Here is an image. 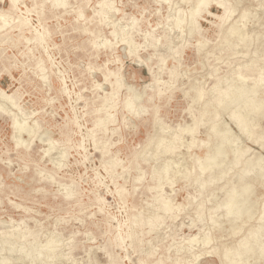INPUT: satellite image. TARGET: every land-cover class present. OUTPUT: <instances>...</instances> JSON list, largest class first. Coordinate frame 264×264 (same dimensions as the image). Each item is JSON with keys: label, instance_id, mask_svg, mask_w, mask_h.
Segmentation results:
<instances>
[{"label": "rangeland", "instance_id": "374dc122", "mask_svg": "<svg viewBox=\"0 0 264 264\" xmlns=\"http://www.w3.org/2000/svg\"><path fill=\"white\" fill-rule=\"evenodd\" d=\"M57 1L17 0L10 8L9 0H0V13L8 16L0 29V92L14 95L17 106L0 104V238L14 230L28 232L26 238L15 239L12 252L2 251L0 257L12 264H47L45 258L33 261L22 253L30 242L37 250L54 235L60 246L52 264H111L110 258L116 264H220L209 253L230 241V229L221 216V225L211 226L209 208L221 201L226 181L199 193L196 173L207 149L201 143L207 138L212 146L220 142L206 134L210 116L198 117L219 78L251 59L252 69L239 70L248 75L247 81L258 76L264 61L254 56L257 45L229 49L222 31L248 11L245 29L260 38L264 0H224L234 9L225 23L219 20L222 8L213 1L198 14L192 35L184 26L196 0H109L115 12L107 20L94 12L100 0H66L63 7L55 6ZM177 16L185 19L181 29L173 27ZM19 20L25 25L18 26ZM114 29L116 34L111 33ZM39 33L44 38L37 43ZM124 33L134 46L132 54L121 40ZM166 39L176 53L159 61L168 49ZM152 40L155 46H150ZM115 73L122 86L113 94ZM195 88L203 93L199 99L194 98ZM128 97L137 113L123 106ZM219 115L218 130L227 129L228 136L264 155L238 134L227 111ZM14 117L31 128L30 134L15 133ZM259 119L260 131L264 117ZM188 127L194 128L192 133ZM176 134L181 139L176 151L155 156L159 137ZM222 158L217 171L233 159L231 153ZM164 164L171 171L160 183V194L174 206L150 230L145 222L159 205L152 172ZM200 203L203 219L197 221ZM137 219L143 223L136 224ZM203 232L213 237L205 247L200 244ZM191 236L196 241L190 242ZM197 254L198 262L192 261ZM251 263L264 264V259Z\"/></svg>", "mask_w": 264, "mask_h": 264}, {"label": "bare ground", "instance_id": "6f19581e", "mask_svg": "<svg viewBox=\"0 0 264 264\" xmlns=\"http://www.w3.org/2000/svg\"><path fill=\"white\" fill-rule=\"evenodd\" d=\"M213 1H215L216 4H218L222 8V14L219 16V20H220V22L225 23L234 11L232 6L228 7L225 4L224 0H196V5L193 8L191 7V11L189 12L188 17L186 18V25L185 26L183 25V22L185 21V19H183V17L181 18V17L177 16L176 18H174L175 22H174L173 27H175L177 29L178 28L181 29V27L184 26L186 28V31L188 32V34L192 35L193 33L196 32V29H197L195 20H196L198 14H200V12ZM16 2H17V0H9L10 8H15ZM54 5L63 7L66 5V0H59V1L55 2ZM172 7H173V5H172ZM180 10H181V8H180ZM186 11H187V9H186ZM94 12L97 15H99L103 20H107L110 18L111 14H113V12H115V11L113 9V6L110 5L109 0H100L97 3V9L94 10ZM207 12L210 13L209 10ZM186 13H188V11ZM81 15H83V14L80 13L78 16H81ZM253 16H254V14H253ZM7 18H8V16L6 14L0 13V21H1L0 29L3 28L7 24ZM247 18H248V11L247 12L243 11L239 15V17L236 21L233 19L232 22L229 23V25H227V28L224 31H222V37L224 39V43L226 44V46L229 49L236 47L240 44H242L243 46H247V47L250 46L252 43L256 44L257 48L254 51V56H256V58L262 57L263 61H264V33L262 34V36L260 38H257V32L256 33L252 32V31L250 33L247 32V30L245 29V24L247 22ZM21 25H25V23L23 21L19 20L18 26L21 27ZM19 30L22 31L21 28H19ZM168 31H169V29H168ZM90 33H92V32H90ZM111 33L116 34V30L115 29L112 30ZM39 34L40 35H37L34 38V40L37 43L41 42L44 38L43 34H41V33H39ZM124 34H126V35L123 36V38H121V40L123 42L127 43V45L129 44L128 50L132 54L134 52V48H133L134 46H132V44H131V40L129 38V35L127 33H124ZM179 34H181V33H179ZM182 34H183V32H182ZM143 39H144V37H143ZM27 40H29V39H27ZM233 40H235V42ZM144 41H146V40L144 39ZM166 43H167L166 46L168 47V49H167L166 53L161 55V57L159 58V61L165 60V58H167L170 55L174 56V53H176V51L172 50V48L169 47L171 40L169 41L166 39ZM201 44L202 45H199V41H198V44H197V45H199L198 47L203 46V43H201ZM221 44H223V43H221ZM151 45L155 46L156 40H152L150 43V46ZM258 46H260V48ZM237 50H238V48H237ZM232 54H235V53H232ZM243 55L245 56L244 53H243ZM216 56H218V55H216ZM216 56H214V57H216ZM40 62L41 61H39V63ZM254 62L255 61H253L251 59V60L247 61L245 64H241V67L245 68L246 70L252 69V67L254 66ZM260 67L261 68L259 69V74H258V76H256V78L254 80L247 81V79L249 78L248 75L241 72L239 70L240 68L238 67V68L234 69L233 73H232L233 75L236 74L237 78H236V76L229 74V76H227V77L224 76L225 77L224 79L222 77L219 78L213 84L212 87L209 86L212 89H209L208 91L210 92V90H211V93L213 94V96L211 99L206 101L205 104H203L204 107L202 108V110L199 114V117H198V119H199V118L203 117L204 114H206V113L210 116V119H209L210 125H209V129H208L210 133H206V134H208L209 138L211 137V134H212L213 139L214 140L217 139V141L220 142L218 146H217V143H216V146H212L213 145L212 143H211L212 145L209 144L211 139L207 138L205 144L201 143L202 145H206L207 149H206L203 161L200 160L203 163L201 162L200 165L198 166L199 172L196 173L195 182H197L199 193H203V191L205 189H207L208 186H213V184L216 181H219L221 179L226 181V183L223 186L224 192H223V197H222L221 201H219V202L216 201V203L209 208L210 225L211 226L214 225L215 227H217L216 225H221L222 222L218 218L219 216H221L222 219L224 220V223L227 224L229 226V229H230V232L227 234V236L230 238V241L226 245H224L221 250L214 248V250H211L210 253L208 251V253L210 255L214 254L217 257V260L220 264H249V263L252 264L251 263L252 261H259V260L264 259V196L260 193V192H262V193L264 192V155H262L258 150L257 151L251 150L249 147L241 145L237 137H234L231 135L228 136L227 135L228 134L227 129L226 130H222V129L218 130L217 129V127H218L217 122L215 121V118L217 116H220L219 114L227 111L229 114L228 116L230 117V119L234 123V126L236 127V129L239 132L238 134H240V136L244 135L246 140L251 141L255 146H257V148L262 149L264 151V129L260 130V131L257 130V128H259V124H258L260 121L259 118L264 117V63ZM149 72H151L150 68H149ZM156 76H157V74H156ZM114 78H115V80L113 82H111V85L113 87V91H112L113 94L115 93V89H118L122 86L120 74L115 73ZM157 82L155 80V83H157ZM199 82H200V80H199ZM150 85H151V83L147 84V86H150ZM200 87L201 86H199V88ZM129 89H130V87H129ZM193 89H194V87H193ZM188 90H190V89H188ZM194 94H195L194 98L199 99L202 97L203 93L200 89L195 88ZM14 97H15L14 95L5 96L3 92H0V104H3L4 102L9 101L12 106H16V102L14 100ZM203 101H205V100H203ZM123 106L130 112L137 113V111H138V110L136 111L133 108V101L130 97L126 98V100L123 102ZM105 121H106V118H104L103 120L99 119L96 124H97V126H99V125H102ZM196 121L198 122V120H196ZM196 121H195V124L197 123ZM204 121H206V120H204ZM18 122H19L18 119L17 118L15 119V117H14L12 124H13V127L15 129V133H17L19 136L22 132H27L28 134H30V132H29V130L31 129L30 126H29L30 129H27L28 127L26 128L24 123L20 124ZM22 122H24V121H22ZM25 123H27V122H25ZM193 127L192 128L188 127L187 132L192 133V131L194 130ZM180 130H182V129L180 128ZM184 130L185 129H183V131ZM162 131L164 132L163 129L161 130V132ZM171 132H172V130H171ZM166 133H167V131H166ZM190 137H192V136H190ZM17 138H19V137H17ZM14 139H15V137H14ZM180 140H181L180 135H177V134L170 136V137H167V138L160 136L158 141L155 142L156 143V146H155L156 150H155L154 155L155 156H158V154H159V156L163 155V154L164 155H167V154L172 155L176 151V149H177L176 144ZM49 144H51V143H49ZM190 144H193V143L191 142ZM179 147H181V146H179ZM47 151H49V149ZM178 152H180V150ZM230 153L232 154V157H233L231 162H229L230 166L224 170L217 171V168L222 165L219 162L221 160V158L224 157V155H227ZM188 159H189V157H188ZM196 160H199V159L196 158ZM168 161H170V160H168ZM172 161H173V159H172ZM176 162H177V160H176ZM172 164H174V163H172ZM175 164H177V163H175ZM105 166H106V169H108L112 166V164H110V163L108 165L105 164ZM169 166L170 165H168V164H164L159 169L153 170V172H152V177L156 178L158 181V184L156 186H154L152 189L156 190V194H155L156 197H154V198L159 203V205H157L155 213L145 222L149 226L150 230H152V228L156 225L155 224L156 221H158L163 216L167 215L171 211L172 206H174V205H171V203H169L170 200L166 201V200L162 199L161 194H160V190H161V184L160 183L169 178V174L171 171ZM175 170H177V169H175ZM173 174H175V173H173ZM177 174H179V173H177ZM190 176H191L190 174H186L185 178L186 177L189 178ZM185 178H183V179H185ZM170 180H172V177ZM258 188L261 189L262 191L259 192ZM59 192H60V190H59ZM169 194H170V192H169ZM65 195L67 197H69L72 194L66 193ZM211 197L215 198V196L213 194L211 195ZM199 205H200L199 210L197 211V214H196L197 215L196 216L197 221H201L203 219V212H202L203 207H202L201 203ZM196 206H198V205H196ZM220 210H221V212L217 213ZM134 221L136 222V224L137 223L138 224L143 223L142 220L139 221L138 219L134 220ZM189 221H190V219H189ZM216 222H218V224H216ZM15 226H13V227H15ZM40 230L41 229H39V232H40ZM51 233H53V231ZM27 234H28V232H27ZM27 234H26V232L19 233L18 231L14 230L13 232L2 236L0 238V253L2 251L12 252V250L14 249L13 243H14L15 239L16 238H26ZM35 234H33V235L35 236ZM235 236H237V237L235 238ZM195 237L193 236L192 238H189L190 242L193 240L196 241ZM212 239H213V237L204 233V235L202 236V238L200 240L201 246H203V247L208 246L211 243ZM59 240L55 239L54 235H52V236L49 235L48 238L46 239V241L44 242V244L41 245V247L39 246V249L36 248L37 250H34L35 248L30 242L29 248L26 249V251H23L22 258L23 257L24 258L25 257L30 258L33 261H37L40 258L41 259L45 258V261L47 264H52L53 260L58 258V255H59L58 254L59 253L58 248L60 246ZM198 242H199V240H198ZM34 245H36V241H35ZM17 248H18V246H17ZM21 248H23V247H21ZM21 248H20V251H21ZM7 256H9V255H7ZM200 256H201V254L195 255L192 261L198 262ZM110 259H111V261H110L111 264H116V263H114L115 261L112 258H110ZM16 261H18V260L16 259ZM20 261H21V259H20ZM0 264H12V263L8 257L3 256L2 258L0 257ZM39 264H40V262H39ZM177 264H181V263H177Z\"/></svg>", "mask_w": 264, "mask_h": 264}]
</instances>
